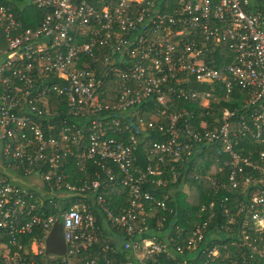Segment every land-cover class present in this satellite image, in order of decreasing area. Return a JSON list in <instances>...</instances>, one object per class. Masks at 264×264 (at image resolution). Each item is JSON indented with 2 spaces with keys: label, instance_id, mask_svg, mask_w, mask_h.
<instances>
[{
  "label": "built area",
  "instance_id": "1",
  "mask_svg": "<svg viewBox=\"0 0 264 264\" xmlns=\"http://www.w3.org/2000/svg\"><path fill=\"white\" fill-rule=\"evenodd\" d=\"M13 6L32 9L25 20L33 26L18 20ZM231 98L241 105L228 104ZM51 100L58 102L52 109ZM60 106L86 123L65 126ZM254 144L263 149L251 150ZM212 150L227 168V182L207 178L212 192L237 190L245 198L237 208L247 218L231 245L248 248L264 264V245L252 244L247 233L248 219L255 230L264 217V9L253 8V0H0V264L174 259L155 236L134 240L151 222L161 229L173 213L165 198L143 187H162L175 179L179 163ZM136 153L143 169L135 166ZM66 157L92 161L101 174L95 170L77 186ZM116 184L127 190L126 205L111 210L100 192L93 215L89 192ZM58 218L62 256L45 251ZM107 224L124 234L123 261L108 256L116 253L108 246L93 250ZM202 238L196 226L190 249ZM226 247L214 245L209 257Z\"/></svg>",
  "mask_w": 264,
  "mask_h": 264
},
{
  "label": "trees",
  "instance_id": "2",
  "mask_svg": "<svg viewBox=\"0 0 264 264\" xmlns=\"http://www.w3.org/2000/svg\"><path fill=\"white\" fill-rule=\"evenodd\" d=\"M12 9L17 19L22 20L26 27L33 26V21L29 23L25 20L28 16L32 15V9L25 8L19 10L17 6H13ZM261 9H264V6L263 8L261 7ZM36 14H38L37 16L39 17V15L42 16L44 12L39 10ZM50 102L51 109L54 108V104H58L57 100H51ZM181 104L183 105V103ZM219 105H223V103L220 102ZM58 109L61 113L59 119H64V117L67 119L65 126L75 124L79 128L86 123L84 118H70L65 116V111L61 106ZM153 117L154 116H149L150 119ZM153 119L156 120V118ZM203 119L205 118L203 117ZM207 120L209 121L208 118ZM74 131H71V133ZM248 148L249 147H247V149ZM247 149L241 151L247 153L250 151ZM259 149H263V146L254 144L251 150L257 151ZM215 158H218V162L215 161ZM222 160L223 155L216 153L214 150L204 152L200 159L196 161L189 157V159L184 161L188 163L187 165H184V162L179 163L181 169L178 168L179 171L176 173L174 180L172 178L165 180V184L158 189L153 186L143 187L145 190L150 191L160 199L165 198L168 206L173 210V213L165 214L166 220L161 229H155L153 222H151L148 231L143 234L136 233L134 235V240L155 236L158 241L166 244V251L171 252L175 258L164 259L162 261L163 264H230L232 260L236 261V264H256L252 259L257 256L248 248L231 245V243H238L240 241L241 222L243 223L245 221L246 214L239 210L237 206L245 198L243 195L239 194L237 190L231 189L228 190L222 188L218 189L216 193H213L210 181L207 179L210 177L215 182H227V168L225 169V167H223ZM144 164L145 161L143 156L136 153L135 166L139 169H143ZM63 165L67 168L68 174L71 177V183L77 186L80 184L79 182L86 181L89 183L93 178V171L98 170L99 172V168H97L92 161L84 159L66 157L63 159ZM83 166L87 167L86 174L81 171ZM110 168L115 170L113 167ZM99 173L101 174V172ZM101 177V184H107L106 177L104 175ZM115 179L119 181L121 176L116 174ZM68 180L69 179H66L64 183L68 182ZM185 185L187 186V189L186 191H183ZM121 190L122 188L116 184L104 190H97L94 193L89 192L94 200L90 199L86 202L89 211L93 215L98 216L96 210L99 205L96 202V198L100 192L103 194L106 206L109 209L117 211V206L121 204L125 206L129 195L127 194V190L122 192ZM77 197L78 195L76 194L72 195L68 198L67 205L64 206L63 204L62 207L67 208ZM224 198H227V201L223 203L228 209L227 212H225V209L222 207L223 204L221 201ZM211 203L213 204V208L210 209L209 205ZM201 207H204V210H201ZM53 212L57 213V211ZM100 215L101 219L103 213ZM210 215L213 216L210 221H207L209 220L208 218ZM227 216H233L237 220L234 226H230L226 223ZM152 220L154 221V219ZM247 222L249 223L247 230L250 237L249 241L252 244L264 245V234L253 229V226L251 225L252 221L250 219H248ZM196 226L201 227L203 238L197 244L195 249H190L187 239L189 233L194 230ZM139 228L140 226L136 229ZM179 233L181 235H179ZM113 234H120L121 237L116 238ZM123 236V232H116L110 224H107L104 226V229L102 227L99 232V240L93 247L94 252L97 250H103L105 246H108L116 251L115 254L107 251L106 253H108V256L113 255L114 257H117L118 260H125L128 251L122 250V244L124 243V240H122ZM216 244H224L227 245V247L226 249L221 250V254L217 259H213L212 257H209V251ZM177 247L181 248V252L176 250ZM159 258H161V256H159ZM83 259L82 255L75 261L78 262Z\"/></svg>",
  "mask_w": 264,
  "mask_h": 264
},
{
  "label": "water",
  "instance_id": "3",
  "mask_svg": "<svg viewBox=\"0 0 264 264\" xmlns=\"http://www.w3.org/2000/svg\"><path fill=\"white\" fill-rule=\"evenodd\" d=\"M12 160H9L11 162ZM62 220L61 218H58L53 226V229L46 239L45 245V251L47 254H54V255H64L65 253V244L62 237Z\"/></svg>",
  "mask_w": 264,
  "mask_h": 264
},
{
  "label": "rangeland",
  "instance_id": "4",
  "mask_svg": "<svg viewBox=\"0 0 264 264\" xmlns=\"http://www.w3.org/2000/svg\"><path fill=\"white\" fill-rule=\"evenodd\" d=\"M227 103L228 104H237L238 106H240L242 103V100H241V98H238V99L231 98L228 100ZM186 189H187V186L185 185L183 191H186ZM245 218H247V216ZM254 225H255V231H258V230L264 231V229H263L264 228V217L256 220Z\"/></svg>",
  "mask_w": 264,
  "mask_h": 264
},
{
  "label": "crops",
  "instance_id": "5",
  "mask_svg": "<svg viewBox=\"0 0 264 264\" xmlns=\"http://www.w3.org/2000/svg\"><path fill=\"white\" fill-rule=\"evenodd\" d=\"M264 6V0H253V8L261 9Z\"/></svg>",
  "mask_w": 264,
  "mask_h": 264
}]
</instances>
